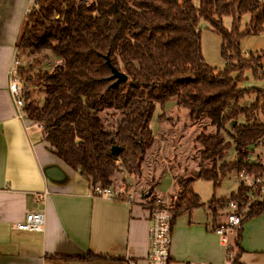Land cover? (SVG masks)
<instances>
[{"label":"trees","instance_id":"trees-1","mask_svg":"<svg viewBox=\"0 0 264 264\" xmlns=\"http://www.w3.org/2000/svg\"><path fill=\"white\" fill-rule=\"evenodd\" d=\"M35 4L17 43L18 58L26 62L18 69L22 112L40 125L48 150L91 186H114L121 169L140 178L145 154L154 143L150 122L155 104L170 101L178 110H187L192 120L208 118L216 130L196 137L201 146L197 178L218 184L231 170L249 167L256 144L264 145V89L240 90L237 84L245 72L264 80V54L243 56L239 41L263 30L264 3L36 0ZM245 13L250 19L240 33L238 23ZM224 16L232 17L230 30L222 25ZM200 20L221 36V70L204 62ZM106 57L127 76L125 83L111 86ZM35 91L44 93L41 104ZM251 95L254 103L239 105ZM225 135L232 143L225 141ZM232 144L236 157L227 162ZM112 147L119 149L117 155ZM177 185L178 193L170 198L172 223L203 207L192 179ZM215 201L212 198L208 204ZM228 201L242 208L249 202L248 188L240 183ZM263 212L264 195L248 205L243 219Z\"/></svg>","mask_w":264,"mask_h":264},{"label":"crops","instance_id":"crops-1","mask_svg":"<svg viewBox=\"0 0 264 264\" xmlns=\"http://www.w3.org/2000/svg\"><path fill=\"white\" fill-rule=\"evenodd\" d=\"M35 3L0 0V264H149L148 203L152 197L170 200L177 183L189 178L165 170L167 176L155 173L150 181L142 164L130 202L94 198L91 184L48 150L41 128L17 111L8 92L7 73L18 56L25 12ZM168 104L172 107L166 109L156 103L150 122L157 155L162 129L152 132L154 117L160 122V117L178 116L174 101ZM195 168L193 183L198 160ZM148 190H153L151 198H142ZM202 203L203 212L197 208L172 223L168 264L223 260L224 247L212 229L225 222L227 204L222 199ZM34 212L43 215V231L17 230L24 216ZM230 239L235 240L236 264H264V212L243 219Z\"/></svg>","mask_w":264,"mask_h":264},{"label":"rangeland","instance_id":"rangeland-1","mask_svg":"<svg viewBox=\"0 0 264 264\" xmlns=\"http://www.w3.org/2000/svg\"><path fill=\"white\" fill-rule=\"evenodd\" d=\"M90 1L92 0H78V3H86ZM195 4H197L196 1ZM249 19L250 15L248 13H245L240 17L238 23V31L240 33L246 29ZM221 22L226 30L231 29L233 22L232 17L224 16L222 17ZM198 29L200 32V44L204 62L211 68L221 70L224 66L221 58V36L211 28L208 22L204 20L199 21ZM239 46L243 56L245 57L264 54V26L263 30L257 35L241 37ZM19 60L21 61V65L25 67L26 62L24 58L20 57ZM42 68L45 69V71L48 70L45 66H42ZM36 88L30 87L32 90H35ZM237 88L240 90L251 88L264 89V80L255 79L251 73L245 72L242 80L238 82ZM34 98L39 102V104H41L43 102L44 93L42 91H35ZM254 102L255 96L251 95L240 100L239 105L249 106ZM169 105L171 104L166 103L165 108L168 109L172 107V105ZM174 111L178 113L176 118L167 117L163 120V117H160L162 118L160 122H158L159 118L157 119L154 117L153 119L155 124L152 132H156L155 130H158L159 128L162 130L158 137L161 146L158 155L154 153L153 146L146 152L142 162L146 172V177L149 176L150 181L155 173L159 177H162L164 173H166L165 175L167 176V172H165V170H168V173H170L169 171L171 170L176 176L182 175L186 178L194 179V171L196 170L195 167L197 166V160L201 149L199 142L196 141V137L201 133L210 135L214 134L216 131L208 118L195 121L192 120L189 112L185 109H174ZM239 121L240 123H243V119H240ZM225 141L232 143L231 139L228 138L227 135H225ZM161 157H164V160H161ZM235 157L236 151L232 144L230 149L227 151L225 161H234ZM168 166L169 169H167ZM138 179L139 178H131L124 169H121V175H119L117 180L118 183L114 184V186H117L118 189L123 191L121 196L125 199H129L128 197H130L131 199H129V201H131L133 199L132 190L139 181ZM239 184L240 180L237 177V171L236 169H233L220 179L218 184L196 178L193 183V190L198 194L201 201L205 202L204 204H206V202L208 203L212 198L215 200L222 199L223 202L227 204L230 194L235 193ZM178 191L176 193H178ZM154 199L156 198H151V200ZM199 211L203 212V209L200 208Z\"/></svg>","mask_w":264,"mask_h":264},{"label":"built area","instance_id":"built-area-1","mask_svg":"<svg viewBox=\"0 0 264 264\" xmlns=\"http://www.w3.org/2000/svg\"><path fill=\"white\" fill-rule=\"evenodd\" d=\"M258 3H264V0H256ZM32 9H37L35 5L25 12L26 17L31 14ZM21 62L17 57L12 61L8 70V92L16 105L17 111L22 112L23 87L22 80L18 74ZM40 127V125H38ZM249 167L237 171V177L246 188H248L249 202L242 208H238L235 201H228L225 222L213 227L212 232L217 235L224 247V258L221 262L215 264H236L235 237L239 231L244 213L251 202L260 200L264 195V145L258 142L248 157ZM252 158V159H251ZM123 191L117 186L101 187L93 185L90 187L89 195L94 198L115 201H127L121 196ZM149 208V264H168L170 259V244L172 231V217L169 213L170 200L156 198L148 205ZM43 215L40 212L28 213L23 221L16 225V229L26 232L43 231Z\"/></svg>","mask_w":264,"mask_h":264},{"label":"water","instance_id":"water-1","mask_svg":"<svg viewBox=\"0 0 264 264\" xmlns=\"http://www.w3.org/2000/svg\"><path fill=\"white\" fill-rule=\"evenodd\" d=\"M106 64H107V66L110 69L111 74H112L110 79L114 81L113 84L111 85L112 87H117L119 84L125 83L127 81V76L124 73L115 69L111 65L108 57H106ZM111 152L113 155H117L119 153V149L117 147H112ZM150 193H151V190H148V192L142 198H146V197L150 196Z\"/></svg>","mask_w":264,"mask_h":264}]
</instances>
